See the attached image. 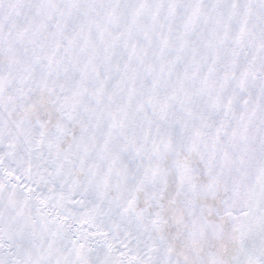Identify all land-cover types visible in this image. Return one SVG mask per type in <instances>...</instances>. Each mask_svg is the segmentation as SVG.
Instances as JSON below:
<instances>
[{"label":"snow or ice","instance_id":"obj_1","mask_svg":"<svg viewBox=\"0 0 264 264\" xmlns=\"http://www.w3.org/2000/svg\"><path fill=\"white\" fill-rule=\"evenodd\" d=\"M0 264H264V0H0Z\"/></svg>","mask_w":264,"mask_h":264}]
</instances>
